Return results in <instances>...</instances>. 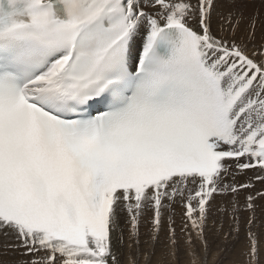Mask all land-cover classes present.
I'll return each instance as SVG.
<instances>
[{
  "label": "snow or ice",
  "instance_id": "snow-or-ice-1",
  "mask_svg": "<svg viewBox=\"0 0 264 264\" xmlns=\"http://www.w3.org/2000/svg\"><path fill=\"white\" fill-rule=\"evenodd\" d=\"M241 233L264 264V0H0V264Z\"/></svg>",
  "mask_w": 264,
  "mask_h": 264
},
{
  "label": "rangeland",
  "instance_id": "rangeland-1",
  "mask_svg": "<svg viewBox=\"0 0 264 264\" xmlns=\"http://www.w3.org/2000/svg\"><path fill=\"white\" fill-rule=\"evenodd\" d=\"M177 211L179 212L180 210L178 209ZM176 220H177V224H179V216L176 217ZM226 227H227V224H225V228ZM143 236L147 237L145 232H144V235H142V239L144 238ZM161 241L156 246L158 247L157 249L158 256H160L164 250V246L166 244L165 237L162 236ZM245 243L246 241H245V237L243 233L240 234L238 239L231 240L228 243H224L222 235L210 236L209 237V251L207 254L208 260H209L208 264H233L234 261L238 262V264H244L245 258L243 257L242 252H243ZM221 249H223V251H221Z\"/></svg>",
  "mask_w": 264,
  "mask_h": 264
},
{
  "label": "bare ground",
  "instance_id": "bare-ground-1",
  "mask_svg": "<svg viewBox=\"0 0 264 264\" xmlns=\"http://www.w3.org/2000/svg\"><path fill=\"white\" fill-rule=\"evenodd\" d=\"M124 227H125V232H124V237H125V241H127V227H126V224L124 225ZM142 231H143V233L145 232L146 233V229H143L142 228ZM144 237V236H143ZM145 239L147 238V237H144ZM142 239V240H145V239ZM212 239H213V237H212ZM162 242V241H161ZM126 243V242H125ZM162 244V243H161ZM161 246V245H160ZM157 249H158V247H157ZM209 261V260H208Z\"/></svg>",
  "mask_w": 264,
  "mask_h": 264
}]
</instances>
